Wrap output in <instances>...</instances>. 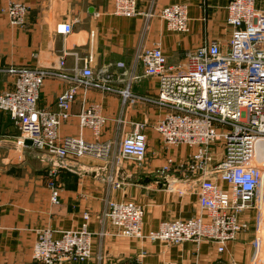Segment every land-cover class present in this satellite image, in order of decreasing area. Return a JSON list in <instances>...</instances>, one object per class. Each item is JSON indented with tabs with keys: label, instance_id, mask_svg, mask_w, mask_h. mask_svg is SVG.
<instances>
[{
	"label": "crops",
	"instance_id": "crops-1",
	"mask_svg": "<svg viewBox=\"0 0 264 264\" xmlns=\"http://www.w3.org/2000/svg\"><path fill=\"white\" fill-rule=\"evenodd\" d=\"M7 1L0 0V66L4 70L0 92L13 85L17 71L45 70L39 108L54 111L63 91L77 89L72 115L60 127L61 137L83 135L92 140L90 129L80 127L77 114L85 104L99 103L106 117L100 138L110 142L111 148L105 159L57 157L35 150L19 144V131L11 130L14 125L9 115L0 112V264H39L32 257L37 231L80 228L85 213L94 234L92 257L62 264H230L232 260L250 264L252 219L250 228L219 253L207 241L166 245L118 236L116 226L104 217L109 201L133 200L144 207L143 230L149 232L162 221L202 214L199 182L192 171L160 172L168 156L184 161L192 149L166 147L154 130L169 107L158 100V79L145 75L139 56L159 46L170 65H186V54L205 38L230 37L233 29L226 23L229 0H137L142 13L132 17L112 14L113 0H18L28 7L22 27L9 24L3 13ZM179 2L188 5L186 33L169 30L159 17L163 7ZM64 23L73 26L65 36L56 32V26ZM75 55L80 66L84 58L92 57L94 74L109 77L107 89L93 82L85 90L82 81L75 80ZM61 59L65 61L62 67ZM138 123H145L143 131L148 137L143 161L121 154L124 138ZM51 171L56 175L52 177ZM51 181L59 192L56 204L51 200Z\"/></svg>",
	"mask_w": 264,
	"mask_h": 264
},
{
	"label": "built area",
	"instance_id": "built-area-1",
	"mask_svg": "<svg viewBox=\"0 0 264 264\" xmlns=\"http://www.w3.org/2000/svg\"><path fill=\"white\" fill-rule=\"evenodd\" d=\"M3 13L12 26L25 24L28 7L21 1L8 0ZM111 13L136 16L137 0H113ZM226 23L232 26L230 37L204 41L189 51L184 66L170 65L157 46L143 51L139 59L145 75L157 77L158 100L169 108L153 128L166 147L187 146L188 159L176 161L168 156L161 173L189 170L199 182L198 200L202 214L189 219L162 221L149 232L143 230L144 207L133 200L109 201L104 217L116 226L115 235L178 245L207 241L224 253L227 245L253 220V255L250 264H264V166H251L255 144L264 140V0H229ZM100 14H97L99 16ZM173 32L189 31L188 5H167L159 12ZM72 24L56 26V32L71 33ZM92 57L75 55L74 78L84 89L97 82L107 89L109 77H97L90 68ZM60 66L65 61L61 59ZM119 66H123L122 63ZM0 66V73L4 70ZM15 72V69H9ZM47 72L26 69L16 72L13 85L0 92V112L7 113L20 133L18 142L32 141L35 150L57 157L74 155L105 159L111 143L100 136L106 125L99 103L84 105L77 114L80 127L88 128L92 140L83 135L61 137L62 123L70 119L76 100V87L63 91L57 109L38 107ZM129 91H124L127 97ZM145 123H138L121 144V154L143 161L147 153ZM214 145H218L214 149ZM50 175H56L51 171ZM221 184H225L223 187ZM51 200L58 203L59 192L51 181ZM183 194V192H181ZM251 217H247L248 214ZM82 227L70 230L37 231L32 257L39 264L85 262L91 259L94 234L89 215ZM126 264H145L141 261ZM230 264H238L232 260Z\"/></svg>",
	"mask_w": 264,
	"mask_h": 264
},
{
	"label": "water",
	"instance_id": "water-1",
	"mask_svg": "<svg viewBox=\"0 0 264 264\" xmlns=\"http://www.w3.org/2000/svg\"><path fill=\"white\" fill-rule=\"evenodd\" d=\"M26 145L32 146V141L27 139L25 142ZM255 158L251 162L253 167H262L264 166V140H259L255 144Z\"/></svg>",
	"mask_w": 264,
	"mask_h": 264
},
{
	"label": "rangeland",
	"instance_id": "rangeland-1",
	"mask_svg": "<svg viewBox=\"0 0 264 264\" xmlns=\"http://www.w3.org/2000/svg\"><path fill=\"white\" fill-rule=\"evenodd\" d=\"M10 128H12L11 130H18L17 128H15L14 126H11ZM218 147V145H214V149H216Z\"/></svg>",
	"mask_w": 264,
	"mask_h": 264
}]
</instances>
